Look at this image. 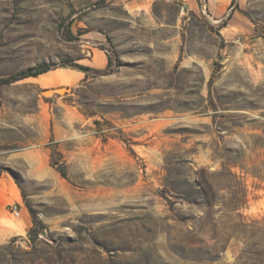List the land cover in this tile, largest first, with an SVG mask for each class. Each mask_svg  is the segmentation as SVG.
<instances>
[{
    "label": "rangeland",
    "instance_id": "1",
    "mask_svg": "<svg viewBox=\"0 0 264 264\" xmlns=\"http://www.w3.org/2000/svg\"><path fill=\"white\" fill-rule=\"evenodd\" d=\"M208 5L0 0V79L56 73L0 84V264H264V0Z\"/></svg>",
    "mask_w": 264,
    "mask_h": 264
},
{
    "label": "crops",
    "instance_id": "2",
    "mask_svg": "<svg viewBox=\"0 0 264 264\" xmlns=\"http://www.w3.org/2000/svg\"><path fill=\"white\" fill-rule=\"evenodd\" d=\"M231 0H214L211 2V0H208L209 2V10H213L212 14V18L215 21H219L220 20V16H221V12L226 8V6L229 4ZM216 14V15H215ZM91 62H92V67H94L95 69H104L107 67L108 65V57L106 55V53L101 50V49H93L91 52ZM85 66H89L88 64H84ZM90 67V66H89ZM48 74H56L54 73H46L44 75H41L40 77L34 78H27V79H33L34 81L41 83L42 85L46 83L47 79H48ZM70 78L73 80H79L82 77V74L76 71H73L70 75ZM27 79H23L14 83L9 84L11 89H19L20 87H22L24 85V81H26ZM17 95L18 97H23V93L26 92L23 90L17 91ZM5 115H12L11 118H8ZM29 113L27 109H22V108H9V109H5V108H1L0 107V140L4 141L5 137H6V132H19L21 133L23 131V125L25 127H27L28 125V121H29V117H28ZM2 116V117H1ZM42 121L44 120V113L41 112V118ZM12 121V123H10ZM26 130V129H24ZM4 173H2V175L0 176V189L3 186L2 180H4ZM6 185V184H5ZM20 228L23 229L24 227H28L31 224V218L30 215L28 214V212L26 210L21 209V215H20Z\"/></svg>",
    "mask_w": 264,
    "mask_h": 264
},
{
    "label": "trees",
    "instance_id": "3",
    "mask_svg": "<svg viewBox=\"0 0 264 264\" xmlns=\"http://www.w3.org/2000/svg\"><path fill=\"white\" fill-rule=\"evenodd\" d=\"M111 63H112V61L108 57V65H111ZM59 67L72 68L74 70L83 72L86 76L89 75V73H93L94 75H97V76L98 75H105V71H103V70H98L95 68H91L89 66L73 63L72 61H62L61 65ZM53 69H54V67L50 66V65H41L38 67L28 68L26 70H23V71L17 73V74H14L12 76L1 78L0 84L8 85V84H11V83L23 80V79L31 78V77L37 78L41 75H44V74L50 72Z\"/></svg>",
    "mask_w": 264,
    "mask_h": 264
},
{
    "label": "water",
    "instance_id": "4",
    "mask_svg": "<svg viewBox=\"0 0 264 264\" xmlns=\"http://www.w3.org/2000/svg\"><path fill=\"white\" fill-rule=\"evenodd\" d=\"M62 90H66L64 93L62 92ZM52 92V94L54 93H58V94H66L68 92V89L66 88H60V89H57V90H47V91H44L43 92V95L45 96V94H50Z\"/></svg>",
    "mask_w": 264,
    "mask_h": 264
},
{
    "label": "built area",
    "instance_id": "5",
    "mask_svg": "<svg viewBox=\"0 0 264 264\" xmlns=\"http://www.w3.org/2000/svg\"><path fill=\"white\" fill-rule=\"evenodd\" d=\"M11 213L14 217L20 218L21 211L18 209V207L15 206L14 208H12Z\"/></svg>",
    "mask_w": 264,
    "mask_h": 264
},
{
    "label": "bare ground",
    "instance_id": "6",
    "mask_svg": "<svg viewBox=\"0 0 264 264\" xmlns=\"http://www.w3.org/2000/svg\"><path fill=\"white\" fill-rule=\"evenodd\" d=\"M66 90H62V92H65Z\"/></svg>",
    "mask_w": 264,
    "mask_h": 264
}]
</instances>
